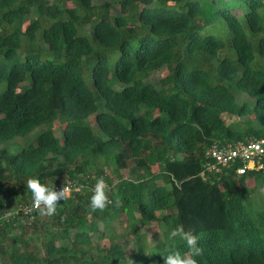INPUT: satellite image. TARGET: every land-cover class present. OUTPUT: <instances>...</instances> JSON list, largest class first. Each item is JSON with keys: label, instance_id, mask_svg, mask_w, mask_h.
Returning a JSON list of instances; mask_svg holds the SVG:
<instances>
[{"label": "trees", "instance_id": "16d2710c", "mask_svg": "<svg viewBox=\"0 0 264 264\" xmlns=\"http://www.w3.org/2000/svg\"><path fill=\"white\" fill-rule=\"evenodd\" d=\"M0 103V212L32 176L88 183L1 225L0 264H163L180 225L198 264H264V170L201 175L213 140L264 136V0H0Z\"/></svg>", "mask_w": 264, "mask_h": 264}, {"label": "built area", "instance_id": "2783aa9c", "mask_svg": "<svg viewBox=\"0 0 264 264\" xmlns=\"http://www.w3.org/2000/svg\"><path fill=\"white\" fill-rule=\"evenodd\" d=\"M206 159L205 170L201 173L204 179H207V173L229 174L234 171V174L240 177L250 169L264 170V137L251 136L243 140L224 142L214 140L207 148ZM63 183L72 187L71 195L82 190L85 186L77 179H66ZM61 184L56 187L59 188ZM75 189L79 190L76 191ZM32 204L33 201L20 203L17 208L0 212V226L17 219L19 216L23 218L24 222L31 224L37 211Z\"/></svg>", "mask_w": 264, "mask_h": 264}, {"label": "clouds", "instance_id": "9594fccd", "mask_svg": "<svg viewBox=\"0 0 264 264\" xmlns=\"http://www.w3.org/2000/svg\"><path fill=\"white\" fill-rule=\"evenodd\" d=\"M85 185L87 186L88 183ZM26 187L31 192L33 208L42 216L56 215L57 205L62 200L68 199L73 191L72 187L65 183H62L61 186L57 188L56 186H49L48 184L43 183L35 176L27 179ZM75 190L78 191L79 189ZM82 191L83 190H80L78 192ZM110 191L111 187L104 177L97 178L90 197V209L92 212L98 210L104 211L106 209V207L111 203V200L109 199ZM177 238L186 242L188 251H186L183 255L179 251H169L166 256H162L163 264H198L196 257L203 255V248L199 244L200 236L195 233L194 229L189 228L188 230H185L184 226L180 225L171 229L168 233V239L170 241H175Z\"/></svg>", "mask_w": 264, "mask_h": 264}, {"label": "rangeland", "instance_id": "374dc122", "mask_svg": "<svg viewBox=\"0 0 264 264\" xmlns=\"http://www.w3.org/2000/svg\"><path fill=\"white\" fill-rule=\"evenodd\" d=\"M27 24V23H26ZM165 74V70H158V71H156V72H154V74L152 75V77H151V80L152 81H154L155 82V84L159 87L160 86V84H159V79L163 76ZM18 89H16L15 91H17ZM241 96V95H240ZM242 97V96H241ZM0 105H1V103H0ZM233 118L232 117H230V116H226V121L227 122H230L231 120H232ZM91 120L93 121V117H91ZM59 125V122L58 121H56L55 122V124H54V127L55 128H57V126ZM29 141H30V138H29ZM32 141V140H31ZM67 178H60V181L62 182V181H65ZM251 183H252V181H250L249 182V185L251 186ZM253 184V183H252ZM155 226H157V225H151V230L149 231V233L150 234H152V232L154 231V229H155ZM119 231V230H118ZM28 235H27V237L26 238H28V237H30V235H33L32 234V232H28L27 233ZM124 234V233H123ZM126 235V234H125ZM106 241L107 240H103L102 242L103 243H106ZM34 243H36V242H34Z\"/></svg>", "mask_w": 264, "mask_h": 264}]
</instances>
